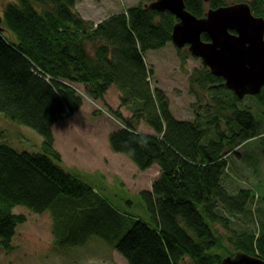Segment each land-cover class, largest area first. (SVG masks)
Listing matches in <instances>:
<instances>
[{
  "label": "trees",
  "instance_id": "16d2710c",
  "mask_svg": "<svg viewBox=\"0 0 264 264\" xmlns=\"http://www.w3.org/2000/svg\"><path fill=\"white\" fill-rule=\"evenodd\" d=\"M77 1L8 0L2 8L0 112L40 134L42 151L17 150L0 141V246L8 252L17 227L26 221L24 214L13 211L16 205L35 213L50 210L56 222L60 212L55 206L62 204L71 205L74 220L81 211V219L93 226L98 221L113 225V232L92 233L106 238L120 234L112 246L127 264H219L238 251L264 260V209L254 212L257 218L261 215L259 221L254 218L255 232L227 230L230 221L222 214L246 215V205L255 197L249 189L231 195L223 185L228 156L258 134L252 113L238 108L239 99L223 79L202 66L189 76L190 92L196 96L199 90L216 92V98L224 92L230 105L216 104L217 113H210L211 120L205 123L198 117L176 118L164 91L151 86L154 70L143 57L170 42L175 16L146 5L149 0L93 22L76 10ZM232 1H245L255 15L264 17V0ZM233 2L211 0L206 6ZM185 7L198 17L206 11L201 0H185ZM201 37L207 40L206 34ZM76 85L92 101L114 86L119 107L130 111L124 117L107 108L120 123L108 133V143L139 170L159 167L151 189L138 192L153 224L136 218L125 229L126 217L62 166L52 125L81 107ZM255 97L264 102V86ZM220 114L225 115L224 123ZM140 123L152 132L139 131ZM206 124L213 125L212 136ZM219 227L227 230L226 235Z\"/></svg>",
  "mask_w": 264,
  "mask_h": 264
},
{
  "label": "rangeland",
  "instance_id": "374dc122",
  "mask_svg": "<svg viewBox=\"0 0 264 264\" xmlns=\"http://www.w3.org/2000/svg\"><path fill=\"white\" fill-rule=\"evenodd\" d=\"M7 1L0 0V18ZM147 1L78 0L75 8L85 19L97 22L112 13ZM5 34L14 38L10 31ZM143 57L154 70L151 86L164 91L176 118L190 121L198 117L205 123L211 120L210 113H217L216 104L229 107L230 100L224 92L217 98L216 92L199 90L197 96L190 92L189 76L203 64L200 58L190 55L186 46L176 48L168 42L163 47L146 51ZM76 90L83 100L81 107L54 125V148L61 155L62 166L104 196L115 210L125 216V229L136 218L153 224L138 192L151 189L159 167L153 164L146 170H139L126 155L112 151L108 143L107 132L111 123L116 128L120 123L106 111L107 108L119 110L125 117L131 115L130 111L119 107V92L114 86H110L103 98L96 101L84 95L81 85H76ZM255 96H244L236 102V106L252 113L259 127L258 134L245 140L228 156L226 176L223 178V185L231 195L249 189L255 197L248 201L246 215L222 213L230 221L227 230L229 227L236 231L248 228L255 232L258 223L254 212L264 209V102ZM220 119L224 123L225 115L220 114ZM223 123L222 129L225 130ZM205 126L209 127V135L212 136L213 125ZM137 128L142 132L152 131L143 123ZM0 141L8 142L17 150L42 151L40 134L1 112ZM55 210L60 212L56 222L50 210L35 213L24 205H16L13 211L24 214L26 221L17 227L8 252L0 246V264H127L112 246L120 234H109L106 238L92 233L93 229L113 232V225L98 221L93 226L87 218L86 221L81 219V211L80 218L74 220L70 215L73 212L71 205L57 204ZM259 218L260 214L257 221ZM219 228L220 233L226 235L227 230ZM225 244L232 248L227 239Z\"/></svg>",
  "mask_w": 264,
  "mask_h": 264
},
{
  "label": "water",
  "instance_id": "95a60500",
  "mask_svg": "<svg viewBox=\"0 0 264 264\" xmlns=\"http://www.w3.org/2000/svg\"><path fill=\"white\" fill-rule=\"evenodd\" d=\"M207 5L211 0H201ZM156 11H169L177 19L171 41L177 48L187 47L200 58L210 73L223 79L224 86L241 99L258 95L264 86V18L252 13L249 3L233 2L207 7L201 17L185 7V0H152ZM5 28L0 25V34ZM207 35V40L202 39ZM219 264H264L257 254L238 251Z\"/></svg>",
  "mask_w": 264,
  "mask_h": 264
},
{
  "label": "crops",
  "instance_id": "0c3cea01",
  "mask_svg": "<svg viewBox=\"0 0 264 264\" xmlns=\"http://www.w3.org/2000/svg\"><path fill=\"white\" fill-rule=\"evenodd\" d=\"M99 21H100V20H99ZM97 22H98V21H97ZM124 117H125V116H124ZM56 123H57V122H56ZM56 123H55V124H56ZM55 124L52 125V132H53V136H54V141H55V130H54V125H55ZM60 126H61V125H60ZM110 127H111V128L108 129V132H107V133H109L110 131H112L113 129L116 128V126L113 125V123H111V126H110ZM144 132L151 133L152 131L150 132V130H144ZM147 190H149V189H147Z\"/></svg>",
  "mask_w": 264,
  "mask_h": 264
},
{
  "label": "bare ground",
  "instance_id": "6f19581e",
  "mask_svg": "<svg viewBox=\"0 0 264 264\" xmlns=\"http://www.w3.org/2000/svg\"><path fill=\"white\" fill-rule=\"evenodd\" d=\"M227 4H230V3H227ZM227 4H225V5H227ZM251 11H252V9H251ZM252 13L254 14V12L252 11ZM264 18V17H263ZM170 42L172 43V41H171V37H170ZM174 45V44H173ZM176 47V46H175ZM177 48V47H176Z\"/></svg>",
  "mask_w": 264,
  "mask_h": 264
},
{
  "label": "clouds",
  "instance_id": "9594fccd",
  "mask_svg": "<svg viewBox=\"0 0 264 264\" xmlns=\"http://www.w3.org/2000/svg\"><path fill=\"white\" fill-rule=\"evenodd\" d=\"M131 154H134V149H133V150H131Z\"/></svg>",
  "mask_w": 264,
  "mask_h": 264
},
{
  "label": "flooded vegetation",
  "instance_id": "af4514ba",
  "mask_svg": "<svg viewBox=\"0 0 264 264\" xmlns=\"http://www.w3.org/2000/svg\"><path fill=\"white\" fill-rule=\"evenodd\" d=\"M146 5H149V4H146ZM188 51V50H187Z\"/></svg>",
  "mask_w": 264,
  "mask_h": 264
}]
</instances>
